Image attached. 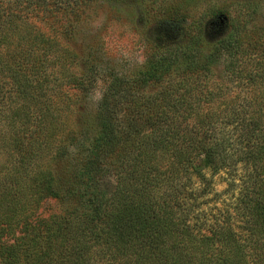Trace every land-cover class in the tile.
I'll list each match as a JSON object with an SVG mask.
<instances>
[{"label":"trees","instance_id":"trees-1","mask_svg":"<svg viewBox=\"0 0 264 264\" xmlns=\"http://www.w3.org/2000/svg\"><path fill=\"white\" fill-rule=\"evenodd\" d=\"M195 1L0 0V264H264V0ZM103 4L177 35L90 62Z\"/></svg>","mask_w":264,"mask_h":264},{"label":"rangeland","instance_id":"rangeland-1","mask_svg":"<svg viewBox=\"0 0 264 264\" xmlns=\"http://www.w3.org/2000/svg\"><path fill=\"white\" fill-rule=\"evenodd\" d=\"M239 0H198L190 2L195 7L190 11L192 18L196 19L204 15L211 7L225 9L232 13L236 10ZM261 13L264 14V1L261 2ZM107 4L94 9L91 12V20L81 27V34L72 42L74 50L90 62L101 61V66L113 65L121 73H130L138 67L143 60L145 46L143 35L154 34L160 38H172L177 35L175 30H167L158 21L141 26V14L134 11L130 17L121 14V20L114 21L110 16ZM206 17L205 20H207ZM142 28V29H141ZM96 87L84 103L85 109L90 111L100 97L101 87ZM81 111H84L81 109ZM74 118V117H73ZM75 119V118H74ZM229 175L220 173L214 177L215 191L221 193V200H230L232 189L228 186ZM52 203L44 204L42 214L47 215Z\"/></svg>","mask_w":264,"mask_h":264}]
</instances>
